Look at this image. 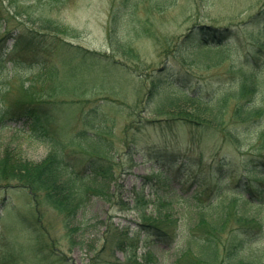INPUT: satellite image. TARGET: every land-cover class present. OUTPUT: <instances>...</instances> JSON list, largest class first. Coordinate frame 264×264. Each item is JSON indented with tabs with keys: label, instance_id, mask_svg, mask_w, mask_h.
<instances>
[{
	"label": "rangeland",
	"instance_id": "1",
	"mask_svg": "<svg viewBox=\"0 0 264 264\" xmlns=\"http://www.w3.org/2000/svg\"><path fill=\"white\" fill-rule=\"evenodd\" d=\"M9 1L17 5L10 25L16 28V40L25 25L38 39L33 48H24L28 55L21 51L23 47L12 51L9 59L20 64L15 72L0 77L1 94L7 104L34 100L50 102L54 108L48 112L53 118L44 120L43 131L30 126L20 134L15 127L24 128L22 122L0 129V164H5L7 152L16 153L19 146L27 160L41 161L49 150L48 141L58 139L83 160H106L113 171L111 178L93 175L83 184L81 188L87 191L83 205L70 216L48 204L44 194L15 186L17 181L0 183V264H174L176 249L166 251L145 240H129L139 228L143 208L157 221L169 216L182 224L186 217L178 195L188 197L199 187L186 186V176L180 177L184 187L176 179L160 180L155 176L158 166L142 153L149 147L157 151L164 144L162 125L155 122L158 99L147 96L148 83L157 69L177 55L181 40L198 24L242 27L264 39V0H171L166 9H154L151 0H138L136 9L117 25L114 13L122 0H67L54 6L49 0ZM40 16L49 18L60 31H42L36 22ZM248 44L247 39L245 48H250ZM258 59L264 61L263 56ZM8 64L10 69L13 63ZM229 70V61L210 71L189 68L183 88L210 102L219 96L220 88L230 86ZM187 104L192 106L182 103ZM83 132L102 147H90L93 141H70ZM180 135L169 143V151L183 154L187 150L193 159L205 152L203 163L189 174L207 175L216 146L204 139L201 148H192L187 146L188 138ZM227 140L220 142V157H227L230 171L237 175L244 176L252 168V156H264L260 133L247 135L238 146ZM13 173L17 178L18 173ZM218 182V187L210 181L202 185L216 189L226 185ZM189 210L192 214L195 207ZM258 210L239 208L240 213L261 222L264 210Z\"/></svg>",
	"mask_w": 264,
	"mask_h": 264
},
{
	"label": "trees",
	"instance_id": "2",
	"mask_svg": "<svg viewBox=\"0 0 264 264\" xmlns=\"http://www.w3.org/2000/svg\"><path fill=\"white\" fill-rule=\"evenodd\" d=\"M65 1L67 0H49L51 6L61 5ZM137 3L138 0L120 1L114 13L115 24H120L125 15L134 11ZM172 3L171 0H151L154 9L156 6L166 9ZM14 4L16 5V2ZM14 4L9 0H0V77L11 70L15 72L20 64L19 61L9 59L12 51L20 50V47H23L22 52L24 48L27 51L33 48L38 39L36 34L32 33L33 29L25 25L19 39L16 40L18 36H15L16 28H10L14 16L17 15V10L15 15L12 12L15 9ZM261 14L264 16V12ZM36 22L44 32L54 33L59 30L49 18L40 16ZM134 27L138 35V26ZM262 31L264 35V27ZM254 33L249 29L243 30L242 27L198 24L189 30L184 40H181L177 55L172 60L168 59L161 69H157L148 83L151 88L147 96H155L158 99L159 110L155 122L162 125L164 144H161L157 151L156 147H149L142 153L158 166V173L155 176L160 180L169 182L176 179L182 187L185 185L192 187L196 184L199 187L188 197L182 193L178 195V203L184 208H181L182 216L186 217L182 224L174 222L169 216L167 220L157 221L145 214L143 208L139 228L129 240L136 239L138 242L145 240L148 245H160L166 251L176 249L177 257L174 264H185L183 260L187 264L264 262V220L259 222L258 219L239 212L240 206L250 209L257 207L258 212L264 210V156H252V168H247L244 176L231 172V162H228L227 157H220L222 155L220 142L227 137L228 143L237 146L251 133H260L264 137V75L261 77V74H264V61L260 62L258 59L261 56L264 58V39H259V36L255 38ZM247 39L248 46L251 40L253 42L250 48H245ZM15 40L16 43L13 44ZM241 50L242 53L244 51L246 53L241 54ZM9 61L13 63L10 69ZM228 61L230 63L228 73L232 80L229 87L220 88V94L215 100L204 101L200 95L190 94L183 88L189 78V68L210 71L220 68ZM244 69H247L248 73ZM169 91L171 92L167 94ZM1 93L2 91L0 129L11 128L13 123L22 122L24 128L15 127L20 134L28 132L27 127L30 129V126L43 131L44 120L53 118L48 113L54 108V105L53 107L49 105L50 102L35 103L33 100L7 104ZM182 103H190L192 106L188 104V107L183 106ZM44 110H47V113ZM178 133L183 139L188 138L189 147L201 148L204 139H211L216 146L214 154H211L213 159L207 175L189 174V171L199 163H203L205 152L200 158L193 159L189 157L190 153L187 150L183 154L175 150L169 151V143ZM74 140L93 141L96 145L94 146L92 142L90 147L95 149L102 147V144H98L99 140L85 132L74 136L70 141ZM48 144L46 156L38 162L27 160L25 155L20 153V146L16 153L7 152L5 164H0V183L13 185L10 183L17 181L15 186L27 188L36 194H44L48 204L67 216L74 215L82 207L87 195V191L84 192L82 189L83 184L85 185L93 175H97V178L98 176L111 178L113 167L108 169L109 163L102 158L83 160L58 139L50 140ZM11 162L14 163L13 167ZM79 163L83 165L79 167ZM16 164L18 165L14 166ZM7 165L10 167H6ZM13 172L18 173L17 178H14ZM182 176L188 177L185 185L180 182ZM209 181L215 182L216 187L219 186L218 181L226 185L217 189L202 185ZM205 195L207 197L204 200ZM159 199L165 200L163 197ZM192 205L195 212L191 214L189 207ZM232 218L235 223L232 222ZM260 243L263 245L262 248L258 246Z\"/></svg>",
	"mask_w": 264,
	"mask_h": 264
}]
</instances>
